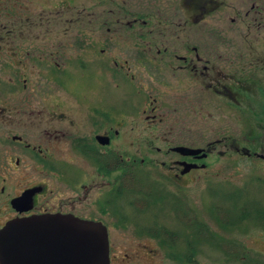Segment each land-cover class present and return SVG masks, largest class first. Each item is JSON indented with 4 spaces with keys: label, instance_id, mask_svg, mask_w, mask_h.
<instances>
[{
    "label": "flooded vegetation",
    "instance_id": "af4514ba",
    "mask_svg": "<svg viewBox=\"0 0 264 264\" xmlns=\"http://www.w3.org/2000/svg\"><path fill=\"white\" fill-rule=\"evenodd\" d=\"M259 92L264 0H0L2 247L22 264H94L97 227L110 264L164 250L194 264L211 234L185 190L229 140L195 147L168 111L212 96L241 120Z\"/></svg>",
    "mask_w": 264,
    "mask_h": 264
},
{
    "label": "rangeland",
    "instance_id": "374dc122",
    "mask_svg": "<svg viewBox=\"0 0 264 264\" xmlns=\"http://www.w3.org/2000/svg\"><path fill=\"white\" fill-rule=\"evenodd\" d=\"M82 3L89 6L91 0H82ZM259 93L257 97H248L241 110V120H235L233 111L217 109L212 96L207 110L181 111L180 115L168 111L172 121L181 120L179 134H193L195 147H206L210 141L224 136L229 140L228 144H216V154L210 157L209 167L196 174L192 185L185 190L198 220L205 221L214 239L221 243L215 246L206 240L197 245L194 264H245L249 260L251 264H264V160L240 154L232 147L238 145L264 153L259 149L264 147V96ZM132 101L139 103L135 98ZM228 220L240 221L226 228ZM165 221L169 228H176L169 218ZM121 241L132 247L139 243L153 246L156 242L145 237H125ZM160 253L161 259L157 261L137 263L179 264L167 257L165 250Z\"/></svg>",
    "mask_w": 264,
    "mask_h": 264
},
{
    "label": "water",
    "instance_id": "95a60500",
    "mask_svg": "<svg viewBox=\"0 0 264 264\" xmlns=\"http://www.w3.org/2000/svg\"><path fill=\"white\" fill-rule=\"evenodd\" d=\"M180 150L184 149V148H178ZM242 153L246 154V155H251V152L249 149L247 148H243ZM203 149H192L191 153L194 154H199L202 153ZM207 154H204L200 157H206ZM261 157L264 158V155H262ZM8 225V224H7ZM6 225V227H7ZM0 230V233L5 231V228ZM93 230L98 231V233L100 234V237L102 238V240L104 241L105 244V252L104 253H100V257L101 259L94 264H110V257H109V241L108 238L106 237V233L104 230H102L101 228H97V227H93ZM0 264H22V259L19 256V254L17 253V251L13 250L12 248H4L2 247V244L0 243Z\"/></svg>",
    "mask_w": 264,
    "mask_h": 264
},
{
    "label": "trees",
    "instance_id": "16d2710c",
    "mask_svg": "<svg viewBox=\"0 0 264 264\" xmlns=\"http://www.w3.org/2000/svg\"><path fill=\"white\" fill-rule=\"evenodd\" d=\"M163 197V196H162ZM160 198V197H159ZM211 209H213V208H211ZM212 211H214V209L212 210ZM241 217V216H240ZM240 220H228V222L224 225L226 228H230V227H232V226H236V225H238L237 223L239 222ZM211 235V239H207L206 238V240L207 241H209L210 243H212V244H214L215 246H218V245H221V243L220 242H218L217 240H215L214 239V235H213V233H212V231H211V233H210ZM223 240V239H222ZM226 241V239H224V241L223 242H225ZM195 253V250L193 251V254ZM170 257L171 258H174L175 260H178L179 262H184V259L181 257V256H179V254H175V253H173V252H171L170 254ZM195 255V254H194ZM193 255V256H194ZM196 263V262H195ZM245 264H251V260H249L248 262H246Z\"/></svg>",
    "mask_w": 264,
    "mask_h": 264
},
{
    "label": "bare ground",
    "instance_id": "6f19581e",
    "mask_svg": "<svg viewBox=\"0 0 264 264\" xmlns=\"http://www.w3.org/2000/svg\"><path fill=\"white\" fill-rule=\"evenodd\" d=\"M55 238H57V237H54L51 241H55ZM61 238V237H60ZM60 238H59V240H60Z\"/></svg>",
    "mask_w": 264,
    "mask_h": 264
}]
</instances>
